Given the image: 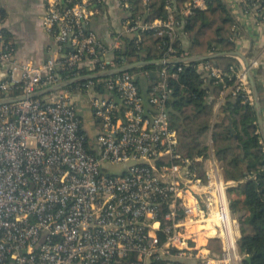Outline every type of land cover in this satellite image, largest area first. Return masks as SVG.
Here are the masks:
<instances>
[{"label": "built area", "instance_id": "built-area-1", "mask_svg": "<svg viewBox=\"0 0 264 264\" xmlns=\"http://www.w3.org/2000/svg\"><path fill=\"white\" fill-rule=\"evenodd\" d=\"M43 1L42 23L58 52L43 63L19 65L12 58L13 45L4 41L0 20V67L7 68L0 69L6 75L0 80V99L126 63L114 56L121 45L118 37L104 47L87 28L95 13L87 3ZM118 1L127 10L128 4ZM224 1L228 6L232 2ZM262 1L253 0L249 11L241 5L245 0L239 5L264 27ZM185 5L187 13L207 3ZM181 24L172 15L146 24L129 12L123 33L154 29L173 39ZM237 59L239 66L229 67L227 80L226 72L208 61L199 67L205 77L222 83L219 101L241 93L242 102L252 103ZM248 61L254 69L257 59ZM17 68L19 78L14 79ZM174 76L165 68L157 70L154 80L144 69L121 71L72 83L42 98L0 104V264H242L239 224L227 193L236 182L224 179L213 155L195 158L202 164L201 175L176 149L167 82ZM137 81L144 83L143 90ZM14 85L20 93L8 95ZM215 238L219 253L207 246Z\"/></svg>", "mask_w": 264, "mask_h": 264}, {"label": "trees", "instance_id": "trees-1", "mask_svg": "<svg viewBox=\"0 0 264 264\" xmlns=\"http://www.w3.org/2000/svg\"><path fill=\"white\" fill-rule=\"evenodd\" d=\"M77 1L80 0H62L61 5L70 6ZM123 1L128 4L127 10L134 20L150 24L155 19L164 20L172 15L182 22L173 39L165 33H156L154 29H138L134 35H116L121 45L114 51V56L123 57L126 63L237 48L233 29L235 19L224 0H206V7H191L187 13H184L185 4L192 0ZM252 2L245 0L241 5L249 11ZM259 8H264V0ZM3 18L1 11L0 20L3 21ZM2 33L4 41H10V35L4 27ZM184 38L188 41L187 46H184ZM170 45L173 51L167 52ZM203 61L226 72V80L231 74L229 67L239 66L236 57L219 56L189 63L146 64L129 71L147 70L153 80L157 78L158 69H170L175 73L174 77L167 78V82L171 88L168 114L177 132L176 149L182 157L192 160L191 166H195L201 175L202 164L196 162L195 158L205 159L213 155L219 162L224 179L236 182L227 188V193L230 212L239 224L237 246L243 256L242 264H264V141L259 132L254 104L242 102L241 93L234 96L228 93L215 108L222 83L204 76L199 67ZM137 83L139 89L143 90L144 83ZM256 87L264 111V84L256 80ZM19 93L14 85L8 95ZM75 101L78 103V100ZM77 105L83 109L80 103ZM230 122L233 132L228 127ZM207 246L212 252L221 251L216 238L210 239ZM246 256L250 257L249 261ZM173 264L202 263L175 260Z\"/></svg>", "mask_w": 264, "mask_h": 264}, {"label": "crops", "instance_id": "crops-1", "mask_svg": "<svg viewBox=\"0 0 264 264\" xmlns=\"http://www.w3.org/2000/svg\"><path fill=\"white\" fill-rule=\"evenodd\" d=\"M81 1L95 9L87 27L95 33L104 47L111 46L116 35H126L123 33V25L129 11L123 8L118 0ZM228 7L235 19L233 29L236 45L239 46L236 49L243 53L247 52L248 59H257V65L252 69L253 74L255 80L264 84V27L257 25L253 17L240 8L239 0H232ZM0 10L3 11L4 17L2 26L9 33V42L14 47L12 58L19 65L28 62L40 64L50 56L57 54L58 45L53 35L45 29L42 23L45 13L43 0H0ZM183 43L184 46H187L186 38L183 39ZM252 52L255 53L249 57L248 54ZM0 69L7 68L0 67ZM18 69L13 73L14 79L19 78ZM5 77V72L0 70V80ZM223 99L224 96L221 97L220 101L218 100L219 103ZM252 103L254 104V100ZM261 111L263 118L262 107ZM91 124L90 119H87L88 128Z\"/></svg>", "mask_w": 264, "mask_h": 264}, {"label": "water", "instance_id": "water-1", "mask_svg": "<svg viewBox=\"0 0 264 264\" xmlns=\"http://www.w3.org/2000/svg\"><path fill=\"white\" fill-rule=\"evenodd\" d=\"M219 56H231V57H236L239 58L244 66V70L247 75V79L249 82V85L252 90V95H253V100H254V108H255V113H256V118H257V124L259 127V132L261 135L262 140L264 141V124H263V118H262V111H261V104H260V99L256 87V80L253 74V70L250 67L248 58H247V52H241L236 49L232 50H220V51H211V52H205L201 54H196V55H191V56H183V57H176V58H170V59H164V58H156V59H149V60H137L134 62L130 63H125L123 65L117 66L110 68V70L101 72V73H93V74H88L84 76H78V77H72L69 79H65L62 81H59L55 84L49 85L47 87H43L41 89H38L34 92L29 93L28 95H19V96H13V97H8L4 99H0V104L2 103H9V102H14V101H19L22 100L26 97H41L45 94H48L50 92H53L57 89H61L63 87H66L72 83L78 82V81H84L86 79H92L100 76H106L108 74H113L115 72H121V71H129L134 67L141 66V65H146V64H171V63H178V62H193V61H202L206 60L209 58H215ZM228 127L231 132H233L232 124L231 122L228 124ZM246 260H250L249 256H246Z\"/></svg>", "mask_w": 264, "mask_h": 264}, {"label": "rangeland", "instance_id": "rangeland-1", "mask_svg": "<svg viewBox=\"0 0 264 264\" xmlns=\"http://www.w3.org/2000/svg\"><path fill=\"white\" fill-rule=\"evenodd\" d=\"M237 48H239V46H237ZM254 53H255V52L249 53V54H248L249 57H250V56H253Z\"/></svg>", "mask_w": 264, "mask_h": 264}]
</instances>
